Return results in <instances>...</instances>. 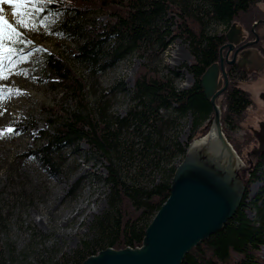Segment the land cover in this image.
<instances>
[{"label":"trees","instance_id":"trees-1","mask_svg":"<svg viewBox=\"0 0 264 264\" xmlns=\"http://www.w3.org/2000/svg\"><path fill=\"white\" fill-rule=\"evenodd\" d=\"M70 2L58 4L51 0L41 10L47 14L53 10L62 14L60 28L74 43L69 52L90 72L101 73L133 53L162 52L168 40L181 39L189 47L192 63L188 72L193 77L189 89L178 90L173 75L164 77L150 64H145L134 79L127 113L123 117H112L100 104L87 106L85 82L75 77L61 58L52 54L44 56L45 68L64 91L75 98L77 108L58 116L60 121L50 125L53 132L43 133L45 144L39 145L33 155L47 169L57 172L61 151L80 141L106 163L107 209L92 226L95 240L85 241L77 250L78 259L73 264H81L107 248L121 250L141 246L145 229L169 197L176 169L174 163L183 160L187 147L179 143L178 137L165 136L164 130L173 132L178 127L177 120L187 114L196 125L212 112L203 95L200 78L210 65L219 62V48L225 43V37L210 35V25L228 27L235 22L252 36L251 24L263 16L257 4L264 0ZM101 9L108 14L107 22L86 26L79 20L85 13ZM168 14L173 17L172 24L165 20ZM14 46L19 51L11 60L23 49L22 45ZM225 70L230 73L229 66H225ZM222 94L225 100L221 124L228 139L224 123L240 120L253 102L247 92L232 85ZM231 145L240 156L238 148ZM253 160L250 182L262 180L264 185V154ZM260 169L263 177L257 175ZM146 178L152 179L150 183L143 182ZM247 195L248 188L236 213L223 229L193 248L182 264H264V259H260L264 248V186L261 195L252 202L254 222L245 214Z\"/></svg>","mask_w":264,"mask_h":264},{"label":"rangeland","instance_id":"rangeland-1","mask_svg":"<svg viewBox=\"0 0 264 264\" xmlns=\"http://www.w3.org/2000/svg\"><path fill=\"white\" fill-rule=\"evenodd\" d=\"M56 1L58 4L71 3V0ZM46 5H36L40 10L31 18L35 31L19 29L22 40L18 45L23 49L11 62L5 61L6 79H0V89L6 90L5 98L0 99V132L3 133L0 137V264H56L61 261L73 264L78 259L76 253L81 245L95 240L92 226L107 209L106 163L84 142L79 141L61 151L57 172L47 169L33 155L39 145L45 144L43 133L53 132L50 125L60 121L58 116L77 108L75 98L66 93L45 68V55L61 58L75 77L83 79L84 87H87L84 98L89 108L100 104L112 117H123L127 113L134 79L145 64H150L164 77L173 75L178 90H187L193 85V77L188 72L192 57L188 45L181 39L168 40L167 48L162 52L157 50L149 55L133 53L101 73L90 72L69 52L74 43L71 36L60 28L62 14L54 10L48 14L43 12L41 9ZM257 7L264 12V2L258 3ZM0 8L12 23L15 22L12 12L21 10L20 5L13 8L9 4H0ZM108 19V14L102 9L79 18L86 26H98ZM165 20L170 24L174 22L171 14ZM230 27L211 24L209 34L225 36ZM223 52L224 57L226 50ZM226 74L228 86L247 92L253 102L240 120L223 125L228 139L223 133L224 136L229 144L238 148L240 156L237 155L244 165L247 166V161L251 160L252 168L248 171L251 179L253 157L257 156L248 154L258 147L253 132L264 120V105L259 97L264 91V81L257 78L249 80L240 74ZM224 100L221 94L216 102L221 107V117ZM212 119L213 111L194 125L192 116L187 114L177 120L178 127L173 132L164 130V134L178 137L179 143L186 147L208 136ZM9 128L11 132L7 131ZM181 162L178 159L174 165L177 167ZM261 172L262 169L257 175L262 176ZM151 180L146 178L143 182L150 183ZM263 186L262 180L249 181L247 186L245 214L252 222L255 221L252 202L261 195ZM260 259H264V248Z\"/></svg>","mask_w":264,"mask_h":264},{"label":"water","instance_id":"water-1","mask_svg":"<svg viewBox=\"0 0 264 264\" xmlns=\"http://www.w3.org/2000/svg\"><path fill=\"white\" fill-rule=\"evenodd\" d=\"M258 23L252 25V32ZM224 37L226 43L219 49V62L210 65L200 78L203 95L213 111L209 134L187 146L172 177L169 197L145 229L141 246L107 248L81 264H182L193 248L222 230L236 213L250 181L252 162L247 161L245 166L227 141L222 131L221 107L216 102L228 86L224 65H233L237 53L253 43L235 49L244 40L236 23L231 24ZM242 58L240 54L238 64L244 62ZM253 134L258 147L248 155H262L264 122Z\"/></svg>","mask_w":264,"mask_h":264},{"label":"snow or ice","instance_id":"snow-or-ice-1","mask_svg":"<svg viewBox=\"0 0 264 264\" xmlns=\"http://www.w3.org/2000/svg\"><path fill=\"white\" fill-rule=\"evenodd\" d=\"M50 2L51 0H0V4H9L12 5L13 8H15L16 5L21 6L19 12H12V16L15 18L14 23L9 22V20L5 18L3 14L4 10L0 8V79H6L4 75L5 61L11 62V56L19 51V49L14 46L22 40V34L19 29L27 28L35 31L36 26L31 18L34 17L35 12L40 10L36 5ZM22 59H26V57H22ZM5 91V89H0V99L5 98ZM7 131L11 132L12 129L9 128ZM2 136L3 133L0 132V137Z\"/></svg>","mask_w":264,"mask_h":264},{"label":"flooded vegetation","instance_id":"flooded-vegetation-1","mask_svg":"<svg viewBox=\"0 0 264 264\" xmlns=\"http://www.w3.org/2000/svg\"><path fill=\"white\" fill-rule=\"evenodd\" d=\"M257 21L259 23L256 25L254 31L251 32L252 36L241 27L244 40L235 46V49L247 43L253 44L241 49L236 55L234 64L229 67L231 75L240 74L243 78H248L249 80L257 78L264 81V12L263 16ZM233 53L230 54V59L233 57ZM240 54L244 62L238 64L237 61ZM259 97L264 105V91L260 93ZM260 122H264V120Z\"/></svg>","mask_w":264,"mask_h":264},{"label":"bare ground","instance_id":"bare-ground-1","mask_svg":"<svg viewBox=\"0 0 264 264\" xmlns=\"http://www.w3.org/2000/svg\"><path fill=\"white\" fill-rule=\"evenodd\" d=\"M241 27V26H240Z\"/></svg>","mask_w":264,"mask_h":264}]
</instances>
